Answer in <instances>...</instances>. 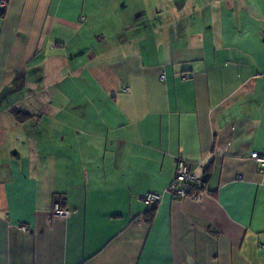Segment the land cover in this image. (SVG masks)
I'll use <instances>...</instances> for the list:
<instances>
[{"label":"crops","instance_id":"crops-1","mask_svg":"<svg viewBox=\"0 0 264 264\" xmlns=\"http://www.w3.org/2000/svg\"><path fill=\"white\" fill-rule=\"evenodd\" d=\"M6 2L0 264H264V0Z\"/></svg>","mask_w":264,"mask_h":264},{"label":"built area","instance_id":"built-area-1","mask_svg":"<svg viewBox=\"0 0 264 264\" xmlns=\"http://www.w3.org/2000/svg\"><path fill=\"white\" fill-rule=\"evenodd\" d=\"M0 5L2 9H5L7 5L6 0H1ZM161 79H163V76ZM125 91L128 92L127 89ZM251 159L258 164L261 170H264V156L254 153L251 155ZM175 162V176L167 188L169 196L174 200H183L185 198L198 200L200 197L206 195L205 184L195 174L192 166L181 158H176ZM160 200L161 196L153 192H149L141 198L142 203L147 207L156 205ZM52 212L57 217H66L69 214V212L61 210L58 206H55Z\"/></svg>","mask_w":264,"mask_h":264},{"label":"trees","instance_id":"trees-1","mask_svg":"<svg viewBox=\"0 0 264 264\" xmlns=\"http://www.w3.org/2000/svg\"><path fill=\"white\" fill-rule=\"evenodd\" d=\"M13 114L15 116V119L19 122H23L27 119H29V115L22 112V111H18V110H14L13 111ZM207 172L204 174V176L201 178V181L205 184V187H206V179H207ZM155 206V205H154ZM152 206V207H154ZM151 213L152 211H149V215L151 216ZM150 220H148L147 222H149Z\"/></svg>","mask_w":264,"mask_h":264}]
</instances>
